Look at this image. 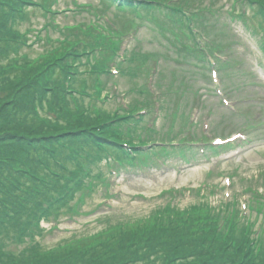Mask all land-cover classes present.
Wrapping results in <instances>:
<instances>
[{
    "label": "rangeland",
    "instance_id": "rangeland-1",
    "mask_svg": "<svg viewBox=\"0 0 264 264\" xmlns=\"http://www.w3.org/2000/svg\"><path fill=\"white\" fill-rule=\"evenodd\" d=\"M78 1H92L100 6L99 0ZM179 1L180 0H166L165 3L169 7L174 8L173 5L178 4ZM225 2L226 0H222L220 3ZM226 3L229 4L230 0ZM106 5L110 7V13L119 22L124 18L130 20L136 27L139 26L138 16L140 12L134 9L121 10L109 2H107ZM29 9L34 10L33 8ZM246 10H249L248 7H246ZM98 11L100 10L98 9L97 12ZM204 11L206 10L203 9L202 13ZM40 14L41 12L36 9L31 23L22 24V29L28 26V24L33 27H40L43 22V18H41ZM154 18L155 22L158 23L155 29L156 32L168 31V26L161 23L165 18H170L173 22L180 20L177 16L166 15L163 12H156ZM75 19L80 20L79 18L70 16L64 19V23H74L76 22ZM58 22L57 19L51 21V23ZM103 26V23H94V32L98 33L99 37H93L91 41L82 39L75 42L74 45L76 47L85 45L90 46L95 40L99 43V38H101L102 41L105 40L106 35ZM231 28L235 35L234 39L238 41L235 44L236 52L227 53L225 55L217 54L218 57H215L214 67L212 69V78L216 75L217 77L221 76L223 80H228L231 85H234L239 77L243 76L246 72L252 71L257 75L258 83L248 87L251 101L242 106L238 105L239 109L244 108V111L247 110L245 117L227 116L225 124L220 123V117L213 122V126L219 125V127L216 128L217 132H215V134H220V136L229 135L235 132L237 128L241 131L239 128H243L242 130H244V132H248V137H245L247 142H242L239 147L246 150L241 155H236L234 157L229 155L232 150L221 152V154L217 156L214 155L211 150L205 149L201 143L195 146L193 151L190 149L187 150V157L190 156V160L187 161L188 163L181 157L175 158L179 161V166L181 167V171L179 172L174 171L176 169H163L155 166H146L142 168L127 167V169L122 170L121 173L112 177V184L109 187V194L111 197H106L104 191H101V188H99L88 201H83L82 205L80 202H78V204L74 203V211L62 210V215H60L59 220H56L55 214L53 213L48 215L41 229L37 231V235L34 237L30 234L26 235L21 244L14 241L16 228L13 226L1 227L0 263L3 258L7 259L6 263L11 261L12 258L22 261L26 257V252L32 251L30 249L33 246H39L38 248L46 250L64 244L69 241L68 238L74 236L85 240L89 235H94L98 231L106 230L115 224L123 223L127 220L147 216L163 206L178 212L189 209L195 210L197 208L194 207L198 205L207 208L208 200L204 198V191L199 192L201 190L200 186L205 182L218 186L217 191L211 194L209 193L211 191L209 186L202 188V190L207 191L208 198L213 205H219L221 202L222 205L223 201L230 199L234 201L235 199H239L240 202L242 201L243 205L246 203L249 205L250 202L256 201L254 205L257 206L258 197L254 193L258 192L261 196L264 194V55L259 45V35H262V31H260L259 35H255L248 30L241 21H234ZM118 29L121 31V28ZM63 31L69 37L86 36V29L80 24H77V26L71 24L64 28ZM152 34V30L146 27L141 31L139 38L146 50L158 52L156 54L157 60L155 65L150 66L146 64L147 57H145L144 60L140 58L138 62L134 60L132 63V67L137 65L133 70V78L119 73L115 74V77H112V79L118 80L116 86L112 87L110 83L107 84V90L112 97L110 99V101H112L108 104V107H116L117 105L123 106L124 102L129 103L130 100L134 101L136 98L141 100L147 98L145 94L139 92L140 86L144 83V80H146L153 88L157 86L158 89L166 91L165 96L168 100V104L165 106V110L169 115L179 117L185 113V83L177 68L172 71L165 70L169 66V63L163 61L161 54L168 52V43H165L164 39L161 40V36L158 34L155 36L154 44H150V40L153 39ZM56 36H60V31L54 33L53 37ZM110 38L114 40L112 36ZM40 43L41 46L44 44L42 41ZM40 43H37L35 47L37 48V46H40ZM134 46L135 43L131 42L130 49ZM9 48L10 47L0 48V68L11 63V59L18 56V49ZM42 49L41 47V50ZM96 49H101V47H97ZM195 49L198 52L195 57H202L203 50H206L205 47H200L198 44ZM38 52L39 51H36V53L31 52L30 54L35 56ZM129 55L128 53L118 52V56L114 57L115 54H113L114 60H112V62L119 63L122 60H127ZM215 55L216 53H214V56ZM219 72H222V74H217ZM17 74L20 73H8L9 76L1 80L0 86L6 89L12 86L16 87L18 84L23 85L30 83L29 78L24 77V75L22 78H18ZM166 79H172V81L166 84L164 83ZM153 80H158V83L154 84ZM197 86L201 90L200 93L205 94L207 91V84L205 81L199 80ZM211 87L215 90L213 83ZM130 90H132V92H130ZM206 94L204 98L207 97L209 108L214 109V115L228 113L230 109H232L226 104L220 103L222 101L219 95L216 97L211 96V91ZM50 96L51 95L48 94V99L51 98ZM12 97L13 96H9L8 99ZM5 102H7V100L0 101L3 105V108L0 110V148L8 152L9 150L12 151L10 145H13L16 141L20 142L19 139L21 137L26 136L24 142L26 143L28 137L31 136V132L24 118H18L17 122L4 121L5 114L10 110L9 105ZM201 109L202 112L197 107L194 109L195 111L193 113L195 117L194 120H199V123L207 119L204 114L207 112L206 109H204L203 106ZM44 112H49L47 106H45ZM97 113H100L103 119L107 118V114L101 106L93 105L90 109V115H96ZM213 118L214 116H212V121ZM157 119L159 129L163 123H166V119ZM58 120L61 124L68 123L67 120L59 119V117ZM31 122H34V120ZM247 123H252L249 124L251 126L255 124L253 132H249L250 130L245 127ZM62 130L61 128L55 129L54 125H51V127L46 128L44 133L59 134ZM39 134L41 135V133ZM208 135L213 138L215 136L212 131V126ZM224 136L223 138H225ZM156 137L161 136L158 135ZM235 143L238 142L236 141ZM176 150L182 152L179 147ZM177 156H179V154H177ZM101 164H104V161H102ZM108 167L113 171L118 170L114 163H109ZM172 188L176 191L184 188L186 191H184L183 195L175 193V195L169 196V198L160 196L163 191ZM248 189L253 191H249ZM75 200L76 199L70 200L71 203L69 202L68 205L71 207ZM246 210L251 212L250 207ZM241 223L243 226L248 224V222L242 220ZM261 240L264 242V233L261 235ZM157 246L160 247L158 244ZM158 247H153L150 251L144 249L141 253L140 251L138 252L140 259L143 260L141 261L142 264H156L155 261H157V257L160 255L157 249ZM229 248L230 247L223 250L224 252L222 254L225 256L220 258V260H223L222 264H232L236 262V259L227 254ZM201 257L202 256H196L192 258L191 264L199 263ZM176 264L188 263L181 260V263L177 261Z\"/></svg>",
    "mask_w": 264,
    "mask_h": 264
},
{
    "label": "trees",
    "instance_id": "trees-1",
    "mask_svg": "<svg viewBox=\"0 0 264 264\" xmlns=\"http://www.w3.org/2000/svg\"><path fill=\"white\" fill-rule=\"evenodd\" d=\"M32 1L33 0H0V45L9 43L11 39L15 40L17 38L19 41L23 37L17 26L23 21V18H27L25 13L26 5L32 3ZM191 1L204 2V0H185V2ZM248 1L258 5L257 12L262 15L264 20V0ZM174 7L177 9L175 5ZM11 17L14 18V26L12 29L9 25ZM259 26L264 30V21L259 22ZM102 46H106V59ZM97 47H101V49H96ZM114 48L115 43L109 40H99V43L96 40L92 42L90 45V56L92 55L91 63L93 72H103L105 61L108 63L113 57L112 50ZM50 59L51 63L56 60V62L61 63L60 58L55 59L53 56L50 57ZM12 65L13 64H6V66L0 68V82L9 76L8 73H20ZM53 65L56 66L57 63ZM5 69L6 71H3ZM23 74L24 77L29 78V82L35 80L34 72L26 73V71H24L21 74H17V77L22 78ZM99 84L98 82L97 85ZM31 86V84H29L28 87L18 84L16 87L12 86L13 88L10 87L6 89L0 86V101L7 100L5 103L9 105L10 110H8V112L11 111L17 120L18 118H23L22 115L25 114L26 117H24V119L28 121H26V124L29 126V130H31V136L28 137L26 143H24L26 139V136H24L19 139L20 142L16 141L13 145H10L12 151L9 150L5 152L0 148V207L2 206L1 209L3 211H14L21 216L29 211L30 213L27 216L30 220L35 218L37 214L43 213V205L45 203H50L54 198L56 199L55 192H60L67 186V184H60V187H56L54 184H50V180H54L53 177L51 175L44 176L43 172L51 170L52 173L56 174V172L53 171L55 168L60 171L56 180L63 178L61 173L62 168H60L62 167L61 164H63L61 160L65 161L70 156L69 153H65L62 154V157L61 151L52 144L58 133L46 134L41 131L39 132L38 126L41 124L44 125L45 129L51 127V125L49 126L46 124L43 118H39L40 122L36 121L39 117L37 106L36 104L33 105L34 102L32 97L27 90L29 88L32 91ZM9 96L13 97L8 99ZM2 108L3 105L0 103V110ZM29 114L32 120H34L32 128L30 127L31 123H29ZM84 124L85 123L76 126L74 124H69L68 126L60 127L63 130L74 129L78 131L75 139H80L81 141V145L78 147L79 151L82 150V145L85 149H88L93 142L98 144L103 142L101 134L96 129L97 122H90L85 126ZM70 131L71 130L67 132ZM67 132L64 131L63 133L65 134ZM39 133H41V135ZM37 144H41V149L48 152L50 156L42 152L40 157L35 156L34 152ZM78 150L77 148L75 149L77 153H79ZM73 155L77 156L75 153H73ZM40 180L42 182V189L39 183ZM24 198L26 199L28 207L24 206ZM30 202L34 203V205L31 206L32 203L29 205ZM6 206L9 207L3 209L6 208ZM64 206H67V202L66 200H61V202L55 206V209L45 212V215L48 216L53 213L55 216L59 217L62 213L61 208ZM197 221L198 219H193V222L188 223L184 228L180 229L177 235H171L169 246L166 249L186 263L189 262L191 264L192 258L202 256L200 262L197 264H222L223 260H220V258L225 256L222 254L224 252L223 250L227 249L231 242L230 232L227 228L221 231H215V225H205L204 222L202 223L203 225L199 226L200 222ZM112 228L115 227H111L110 229ZM129 234L130 231L128 228L112 231L111 236L116 237V239L112 244L107 246L92 244L93 242L90 241V238L85 240L80 239L78 242L75 241L76 244L74 245L68 247L64 246L65 248L59 247L63 249L52 252L44 251L38 248L39 246H33L30 249L32 251L26 252V257L22 261L12 258L11 261L6 263L7 259L3 258L0 264H135L138 262L139 256H137L138 254H131L134 245H122L119 242L122 236L128 237ZM142 236L144 235L138 237ZM235 236H239L238 232ZM232 237L234 238V236ZM20 239L23 242L24 237ZM101 241H105V239H101ZM238 245L239 239H237L235 247H230L227 253L237 260V262L232 264H264V253L258 256H249L247 255L249 253L243 250L244 248H240L241 250L237 252L236 250L239 249ZM240 261L242 263H240Z\"/></svg>",
    "mask_w": 264,
    "mask_h": 264
}]
</instances>
